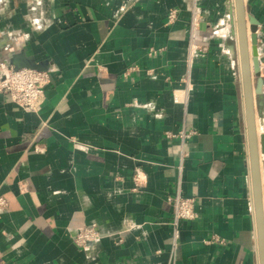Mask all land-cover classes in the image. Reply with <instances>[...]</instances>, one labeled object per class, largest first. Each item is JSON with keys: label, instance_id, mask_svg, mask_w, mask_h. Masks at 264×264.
<instances>
[{"label": "crops", "instance_id": "1", "mask_svg": "<svg viewBox=\"0 0 264 264\" xmlns=\"http://www.w3.org/2000/svg\"><path fill=\"white\" fill-rule=\"evenodd\" d=\"M245 10L255 88L264 0ZM234 17L235 0H0V62L50 73L38 112L0 92V264H260ZM254 106L264 208V81ZM176 195L197 216L174 244ZM92 223L100 241L77 245Z\"/></svg>", "mask_w": 264, "mask_h": 264}, {"label": "built area", "instance_id": "2", "mask_svg": "<svg viewBox=\"0 0 264 264\" xmlns=\"http://www.w3.org/2000/svg\"><path fill=\"white\" fill-rule=\"evenodd\" d=\"M177 17V11L173 10L169 13L168 18L170 22H173ZM200 27V10L197 5H194L192 16V50L196 51L202 47L194 41V38L199 33ZM50 82L49 71H42L32 68H15L11 63L0 62V92L10 95L11 100L16 103L22 109L29 112H38L41 109L42 101L45 95V87ZM192 132L186 133L180 131L179 133L166 132L168 137L180 136L189 137ZM135 188H140L144 185L145 174L141 171H137L134 176ZM168 200L174 207V218L172 221L173 226V241L177 243L180 232L179 225L181 220L195 219L196 202L193 198L183 197L181 195L170 196ZM7 201L5 198L0 197V207H5ZM74 242L81 246L86 247L91 243H97L100 241L102 234L98 230L96 223L82 225L73 230L71 234ZM217 241L219 237H214Z\"/></svg>", "mask_w": 264, "mask_h": 264}, {"label": "water", "instance_id": "3", "mask_svg": "<svg viewBox=\"0 0 264 264\" xmlns=\"http://www.w3.org/2000/svg\"><path fill=\"white\" fill-rule=\"evenodd\" d=\"M236 8V22H237V34L239 39L240 58L242 67V80L245 97L246 107V119L248 128V137L251 153V165H252V179H253V193L254 203L257 217V227L259 235V255L260 264H264V208H263V196L261 189V173L259 163V149H258V136L256 129V116L254 106V94L259 97L262 96L263 92V77L261 76V61L259 58L258 51V34L256 33L257 20L254 17H249L251 24V44H252V62H253V73L257 76V84L255 88L252 82V71L250 65V48L248 41L247 31V18L245 10V0H235ZM235 33V29H233ZM15 68H32L37 70L45 71L47 66L38 63L32 59H29L25 55L16 56L12 60Z\"/></svg>", "mask_w": 264, "mask_h": 264}, {"label": "rangeland", "instance_id": "4", "mask_svg": "<svg viewBox=\"0 0 264 264\" xmlns=\"http://www.w3.org/2000/svg\"><path fill=\"white\" fill-rule=\"evenodd\" d=\"M234 20H235V27H236V17H234ZM216 37H223V33H218L217 35H216ZM236 39V38H235ZM45 71H47V70H45Z\"/></svg>", "mask_w": 264, "mask_h": 264}]
</instances>
